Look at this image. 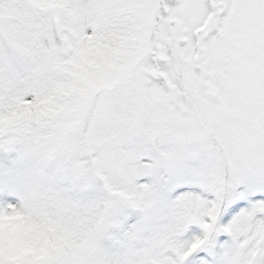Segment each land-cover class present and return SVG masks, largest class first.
<instances>
[{"label": "snow or ice", "instance_id": "6c2138e0", "mask_svg": "<svg viewBox=\"0 0 264 264\" xmlns=\"http://www.w3.org/2000/svg\"><path fill=\"white\" fill-rule=\"evenodd\" d=\"M0 264H264V0H0Z\"/></svg>", "mask_w": 264, "mask_h": 264}]
</instances>
